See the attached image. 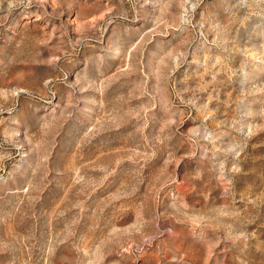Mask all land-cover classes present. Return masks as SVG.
Here are the masks:
<instances>
[{"label": "rangeland", "instance_id": "rangeland-1", "mask_svg": "<svg viewBox=\"0 0 264 264\" xmlns=\"http://www.w3.org/2000/svg\"><path fill=\"white\" fill-rule=\"evenodd\" d=\"M0 264H264V0H0Z\"/></svg>", "mask_w": 264, "mask_h": 264}]
</instances>
